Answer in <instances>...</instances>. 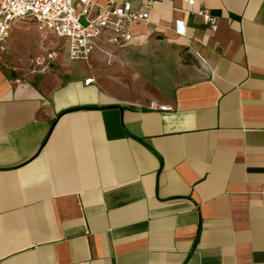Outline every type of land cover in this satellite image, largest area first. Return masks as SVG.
<instances>
[{"label": "crops", "instance_id": "0c3cea01", "mask_svg": "<svg viewBox=\"0 0 264 264\" xmlns=\"http://www.w3.org/2000/svg\"><path fill=\"white\" fill-rule=\"evenodd\" d=\"M131 31L0 67V264H264V0H163Z\"/></svg>", "mask_w": 264, "mask_h": 264}, {"label": "built area", "instance_id": "2783aa9c", "mask_svg": "<svg viewBox=\"0 0 264 264\" xmlns=\"http://www.w3.org/2000/svg\"><path fill=\"white\" fill-rule=\"evenodd\" d=\"M163 0H149L146 10L136 9L130 1L118 0H0V54L5 52L11 29L23 22H33L40 30L67 40L68 58L73 62L89 63L99 42L120 46L132 40L133 24L148 21L149 9ZM190 6L196 0H185ZM205 25L217 30V20L208 11L198 12ZM174 33L185 36L186 25L175 21ZM58 58L56 50H49L37 59L43 66ZM160 111L171 112V106Z\"/></svg>", "mask_w": 264, "mask_h": 264}, {"label": "rangeland", "instance_id": "374dc122", "mask_svg": "<svg viewBox=\"0 0 264 264\" xmlns=\"http://www.w3.org/2000/svg\"><path fill=\"white\" fill-rule=\"evenodd\" d=\"M10 40L6 44L5 52L0 54V67L19 73L30 74L45 72L50 68L57 69L60 64L67 62V40L58 38L53 33L40 30L33 22H23L12 28ZM49 50L58 52L57 63L39 66L37 59L46 55Z\"/></svg>", "mask_w": 264, "mask_h": 264}]
</instances>
